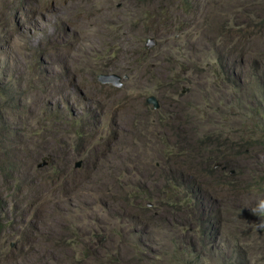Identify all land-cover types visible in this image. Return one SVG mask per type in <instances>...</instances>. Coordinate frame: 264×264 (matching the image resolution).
<instances>
[{
    "label": "rangeland",
    "instance_id": "rangeland-1",
    "mask_svg": "<svg viewBox=\"0 0 264 264\" xmlns=\"http://www.w3.org/2000/svg\"><path fill=\"white\" fill-rule=\"evenodd\" d=\"M262 112L264 0H0V264H264Z\"/></svg>",
    "mask_w": 264,
    "mask_h": 264
},
{
    "label": "water",
    "instance_id": "water-1",
    "mask_svg": "<svg viewBox=\"0 0 264 264\" xmlns=\"http://www.w3.org/2000/svg\"><path fill=\"white\" fill-rule=\"evenodd\" d=\"M154 44H155V40L154 39L148 40V46H152ZM98 80L101 83H103V84L113 83L114 85L119 86V87H121L123 85L122 82H121V77L119 75H117V74H100L98 76ZM147 102L149 104H153V106L155 108L159 107L158 100L153 95L148 97Z\"/></svg>",
    "mask_w": 264,
    "mask_h": 264
},
{
    "label": "trees",
    "instance_id": "trees-1",
    "mask_svg": "<svg viewBox=\"0 0 264 264\" xmlns=\"http://www.w3.org/2000/svg\"><path fill=\"white\" fill-rule=\"evenodd\" d=\"M262 116H264V112H262L261 114ZM262 142L264 143V139L262 140ZM263 179H264V176H263ZM194 183L192 182V185H190L188 187V192H190V190L192 189V187H194ZM193 192V190H191V193ZM93 264H97L96 261L93 263ZM99 264H111V262H106V263H103V262H100Z\"/></svg>",
    "mask_w": 264,
    "mask_h": 264
}]
</instances>
